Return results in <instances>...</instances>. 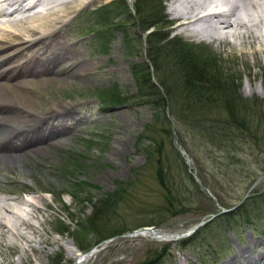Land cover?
Listing matches in <instances>:
<instances>
[{
  "label": "rangeland",
  "instance_id": "374dc122",
  "mask_svg": "<svg viewBox=\"0 0 264 264\" xmlns=\"http://www.w3.org/2000/svg\"><path fill=\"white\" fill-rule=\"evenodd\" d=\"M112 1L98 0L81 10L78 8L58 35L63 37L61 41L65 40L68 48L70 46L69 51H73L76 61L93 62L96 59L99 67L94 65L90 75L62 76L55 82L36 85L33 91L25 90L39 104L24 105L27 107L25 112H13L12 119L6 122L8 131H18L25 128L22 124H33L35 117L42 116V126L55 125L59 130L64 126L70 128L65 136L52 144L42 145L43 150L30 152L14 164L0 167V220L7 225L0 228V264H73L77 256L84 253L79 248L93 245L101 235L95 234L94 228L128 232L92 246L93 253L83 264H141L153 250L163 252V246H168L169 250L158 264H200L199 254L213 258L210 264H229L241 251L250 256L264 254V196H261L264 193V152L251 150L252 142L244 145L241 151L237 146L240 144L236 143L240 163L236 167L230 166L225 153L216 151L201 133L184 126L170 114V110H183V106L179 102H170L169 94L167 96L157 86L151 67V81L159 88L157 92L166 98L168 124L163 132L160 127L154 132L149 131L154 122L153 111L137 103L138 88L130 71L132 62L143 64L148 58L145 34L133 14L134 0L126 2L131 17L117 19L128 34L129 47L118 31L99 33L103 29L100 28L97 34L91 30V26L97 30L93 26L96 23L94 11ZM161 2L166 14L162 13L163 20L171 23L165 31L167 38L179 36L196 49L208 48L210 53L204 58L213 57L211 61L222 73L223 82L231 79L234 85L239 83L238 93L244 104L252 106L253 99H258L264 109V91L260 86L264 74V34L260 36L255 31L259 37L255 43L248 34H236L219 43L190 42L171 31L173 21L167 14L170 0ZM154 19L155 16L150 18L151 21ZM103 35H107V40L99 39ZM255 49L259 51L258 56L252 54ZM10 63L2 64L0 69ZM112 86H116L127 102L103 107L96 98V90ZM3 94L12 104L20 102L12 97L13 93L11 96ZM177 97L184 96L179 93ZM64 106L70 109L65 116H59L56 121L55 118L46 119L52 113L58 114ZM217 112L215 109L213 113H203L204 118L208 117L207 124L215 122L213 118ZM190 113L197 115L196 111ZM151 137L162 142V157L167 160L166 165H172L171 171L175 169V160L183 158L187 173L203 194L196 193L195 204L176 217L169 212L164 189L157 179L158 155H153L149 162L147 160L146 150L156 143ZM164 172L170 176L167 169ZM183 186L186 190V185ZM110 195L115 197L107 206L98 205L99 215L94 218L97 200L108 199ZM35 197L40 201L35 209L18 203ZM250 197L255 201L247 203L250 205L246 212L251 221L246 222V214L238 210ZM7 206L14 211L23 208L24 219L9 213ZM24 209L26 214H23ZM213 215L216 216L212 218ZM202 220L210 221L199 228L197 238L185 246L178 244L179 240L156 241L153 237L125 236L151 227L168 232L185 230ZM209 222L212 224L206 228ZM74 228L80 233L76 240ZM202 244L209 245L210 249Z\"/></svg>",
  "mask_w": 264,
  "mask_h": 264
},
{
  "label": "trees",
  "instance_id": "16d2710c",
  "mask_svg": "<svg viewBox=\"0 0 264 264\" xmlns=\"http://www.w3.org/2000/svg\"><path fill=\"white\" fill-rule=\"evenodd\" d=\"M126 2L127 0H115L108 5L98 8L96 12L94 11L93 17H95L96 23L93 26L97 27V30L92 26L91 30L97 34L104 31H107L104 33H110L114 30L118 31L128 46V34L122 30L121 22L117 20L121 16H123V19L131 17L132 14L126 6ZM161 5V0H134L133 8V14L139 21L140 28L145 34L147 45L146 56L148 57L146 61L150 62L151 65H148L147 62L143 64L132 62L130 71L138 88L137 103L144 104L153 111V124L156 126L152 124L150 126L152 129L149 131L154 132L155 129L160 127V132H163V129L168 124L166 98L160 94V91L157 92L161 88L167 93V96L169 94L171 103L176 104L179 102L180 106H183L184 111L181 109V112L180 110H176V112L170 110L172 111L170 114L177 121L182 122L181 124L184 126L186 125L193 131L201 133V136L216 151L225 153L224 155L229 160L228 164L230 166L236 167L240 163L237 157L238 152L237 150L235 151L234 145H237L236 143L240 144L237 146L241 147V151L244 145L252 142L256 148H252L251 145V150H261L264 152V109L260 101L253 99L252 106L249 107L244 104L243 99L238 93L240 84L234 85L231 79L224 83L222 73L216 69L214 61H211L213 57L209 55L207 60L204 58L205 55L210 53L208 48L202 47L196 49L193 45L177 37L168 39L165 32L168 25L167 21L163 20ZM152 16H155V19L151 21L150 18ZM100 28L103 29L98 33ZM107 38V35L99 37L100 40H107ZM150 67L155 71V80L159 88L151 81ZM96 91V98L103 107H111L127 102V98L122 96L116 86ZM179 93L184 97L178 98ZM215 109L218 110L214 115L215 118H213L215 122L207 124L208 117L204 118V115L213 113ZM194 111L197 112L195 116L190 113ZM204 112L206 113L203 115ZM150 139L156 140L155 137H151ZM161 149L162 142L156 140L154 147L146 150L147 160L149 162L153 155H158L157 179L164 189V197L170 209L169 212L173 217H176L186 207H192L191 205L195 204L194 197L196 193L201 196L203 194L198 191L200 189L194 184L192 176L187 173L183 158L181 157L180 161L175 160L173 164L175 169L171 171L172 165H166L167 160L162 157ZM164 169H167V173L171 177L165 174ZM175 172L177 173L176 176L174 175ZM162 174L169 182L163 178ZM188 182L191 183V186ZM183 184L186 185V190ZM73 185L75 188L78 186L76 183ZM261 196H264V193ZM114 197L110 195L108 199H98L92 216L96 218L99 215L98 208L101 205L107 206L109 200ZM252 200L253 197L245 200L238 210L246 214V222L251 221L249 214L246 212V207L250 205L247 203H250ZM211 224L212 222H209L205 227L208 228ZM74 226L76 227L75 224ZM201 229L195 232L192 237L179 240L178 244L181 246L188 245V243L197 238ZM93 232L101 235H98L93 245L84 249L80 247V251L87 252L92 246L109 238L125 234L128 231L116 232L104 229L101 231L94 228ZM73 233L76 240V237L80 236V233L76 228L73 229ZM201 246L210 249L209 245L202 244ZM168 250V246H163V252L162 250H153L152 254H150L151 256H148L154 258L147 257L141 264H158ZM214 254L219 253L214 252ZM198 262L200 264H210L213 263V258H207L206 255L199 254Z\"/></svg>",
  "mask_w": 264,
  "mask_h": 264
},
{
  "label": "bare ground",
  "instance_id": "6f19581e",
  "mask_svg": "<svg viewBox=\"0 0 264 264\" xmlns=\"http://www.w3.org/2000/svg\"><path fill=\"white\" fill-rule=\"evenodd\" d=\"M97 1L0 0V66L11 61L9 65L0 69L2 71L0 72V167L10 166L20 158H25V155L30 152L41 151L44 149L42 145L52 144L53 141L67 134L70 128L68 126H64L61 130L55 125L42 126L43 123L40 120L42 116L35 117L33 124H22L25 128L18 131L12 129L8 131L6 122L12 119L13 112H25L27 107L24 105L39 104L33 101L25 90L33 91L36 85L55 82L62 76L90 75L89 72L94 65L99 67V61L96 59L93 62L76 61V57L72 55L73 51L72 53L69 51L70 46L68 48L65 40L61 41L63 37L58 36L67 26L69 17L78 8ZM7 6L12 9L6 13ZM167 14L171 15L173 21L171 31L176 35H183L190 42L219 43L236 34H248L252 39L251 42L255 43L259 41L256 33L260 36L264 34V0H170ZM163 15L166 14L163 12ZM11 46L16 48H9ZM258 53L257 49L252 52L253 56L256 54L258 56ZM260 86L264 91V74ZM3 92L8 93L9 96L13 93L12 97L18 98L20 102L12 104V101H6ZM262 97L264 98L263 93ZM69 110L68 107H61L58 114L52 113L46 119L55 118L56 121L59 116L60 118L65 116ZM18 203L33 207L32 210L38 207L37 204L40 201L35 197ZM6 210L18 219H24L21 215L23 208L21 211H14L11 207ZM26 213L24 209L23 214ZM1 220L0 228L7 227ZM139 236L152 237L148 232H140ZM162 237L168 238V233ZM90 257L91 255L84 258L80 264L85 263ZM76 259L81 260L82 254H79ZM253 260L257 262L256 264L260 262L262 264L264 254L250 256L246 254V251H241L229 264L243 262L254 264Z\"/></svg>",
  "mask_w": 264,
  "mask_h": 264
},
{
  "label": "water",
  "instance_id": "95a60500",
  "mask_svg": "<svg viewBox=\"0 0 264 264\" xmlns=\"http://www.w3.org/2000/svg\"><path fill=\"white\" fill-rule=\"evenodd\" d=\"M215 216L216 215H213L212 218H214ZM208 221H210V220H207V221L202 220L201 222L197 223L194 226L189 227L188 229L179 230V231H175V232H168V231H165V230H162V229H159V228L151 227V228H143L141 230L133 232L132 234H126L125 236L128 237L130 235H139L140 232H148L149 234H151L153 239H155L156 241H176V240L191 236L200 227L204 226ZM165 233H168V238H163L162 237V235H164ZM92 253H93L92 251H89L87 253L82 254V259L74 261L73 264H80V262L84 258L89 257L90 255H92Z\"/></svg>",
  "mask_w": 264,
  "mask_h": 264
}]
</instances>
